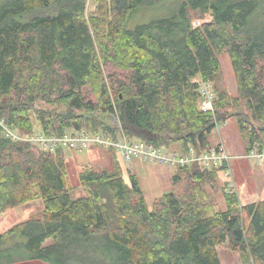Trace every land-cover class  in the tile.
Wrapping results in <instances>:
<instances>
[{"label": "trees", "instance_id": "trees-1", "mask_svg": "<svg viewBox=\"0 0 264 264\" xmlns=\"http://www.w3.org/2000/svg\"><path fill=\"white\" fill-rule=\"evenodd\" d=\"M93 4L87 14L86 0H0V118L7 125L22 135L36 124L45 136L120 134L199 155L214 147L215 122L234 121L244 153L264 150V0ZM170 4L167 15L127 29L137 11ZM207 15L209 22L193 26ZM222 54L235 95L219 83ZM197 80L212 84L213 113L198 108ZM64 151L11 141L0 127V214L43 203L0 233V264H221V245L242 264H264V200L241 205L228 182H218L225 166L178 167L170 191L149 209L138 178L125 181L113 150L110 168L78 174L84 194L73 198Z\"/></svg>", "mask_w": 264, "mask_h": 264}, {"label": "rangeland", "instance_id": "rangeland-1", "mask_svg": "<svg viewBox=\"0 0 264 264\" xmlns=\"http://www.w3.org/2000/svg\"><path fill=\"white\" fill-rule=\"evenodd\" d=\"M94 0H86V12L90 14L94 10ZM173 5H164L157 9L149 8L147 12L140 13L137 11L132 18L126 23L127 29H134L137 25L147 23L149 18L163 16L170 13ZM162 12V13H160ZM151 16V17H150ZM211 20L210 16H206L203 22L207 23ZM201 20H194L193 26H200ZM220 65V85L227 90L230 95L236 93V82L233 76L230 60L227 55L222 54L218 57ZM107 124L119 129V124L116 119L106 117ZM219 131H213L209 136V140L213 146L222 144L227 151V154L233 159L230 161L231 171L234 177L235 187L233 190L238 196L241 205L248 202H256L258 199H264V163L240 159L244 155L242 143L239 138V133L234 121H228L225 126H218ZM69 132V131H68ZM71 132V131H70ZM34 134H41L37 127L34 126ZM135 140V139H133ZM168 155L181 154L179 145H172L164 150ZM66 169H67V184L71 188L73 198L84 194V190L78 185L77 176L86 169L100 170L110 168L111 156L108 151L99 148H87L82 152L78 150L64 151ZM118 163L121 167L123 178L128 182V176L134 173L138 179L143 192V196L147 207L150 209L155 198L166 194L171 189L170 179L175 172L174 168L164 165H156L152 162L141 158H134L131 161H124L121 156H118ZM220 184L228 182L227 178L221 175ZM246 184V185H244ZM229 189V188H228ZM248 193V194H246ZM254 194V195H250ZM217 205L223 208L221 196L218 195ZM43 208V203L40 199L20 205L14 209L7 210L0 214V233L11 227L13 224L21 222L39 212ZM219 261L221 264H242L237 253H232L226 245H221L216 248ZM23 264H45L39 261L27 262Z\"/></svg>", "mask_w": 264, "mask_h": 264}, {"label": "built area", "instance_id": "built-area-1", "mask_svg": "<svg viewBox=\"0 0 264 264\" xmlns=\"http://www.w3.org/2000/svg\"><path fill=\"white\" fill-rule=\"evenodd\" d=\"M203 23V19L201 20ZM199 85V101L198 108L202 112H214L215 92L212 84L208 82L196 81ZM226 122H215V131H219V125L225 126ZM0 127L3 135L15 142L29 143L42 151L53 152L57 148L71 151L83 150L93 147L104 149L106 151L113 150L121 156L124 161H131L134 158H141L152 162L156 165H164L170 168L177 169L186 165L198 164L201 168L211 170L225 166L223 176L228 179V188L230 192H234L235 183L233 181V174L231 171L230 161L233 157L227 154L224 146L218 144L210 150L203 151L196 155L192 148H189L186 153L168 155L164 149L152 148L142 141L129 140L123 135L118 134L116 138L105 134H91L85 130L71 131L63 134L60 137L45 136L43 134H29L22 135L17 129L10 127L0 118ZM213 130V131H214ZM240 159H247L249 161H256L257 163H264V150H259L257 146H253L248 153H244L239 157Z\"/></svg>", "mask_w": 264, "mask_h": 264}, {"label": "crops", "instance_id": "crops-1", "mask_svg": "<svg viewBox=\"0 0 264 264\" xmlns=\"http://www.w3.org/2000/svg\"><path fill=\"white\" fill-rule=\"evenodd\" d=\"M132 174H134V173H132ZM134 175H135V174H134ZM135 176H136V175H135ZM136 177H137V176H136ZM137 178H138V177H137ZM138 181H139V179H138ZM244 185H246V184H244ZM246 194H248V193H246ZM250 195L252 196V195H254V194H250ZM259 200H264V199H258V200H256V202L259 201ZM254 202H255V201H254ZM254 202H248V203H245V205H246V204H250V203H254ZM30 262H33V261H30ZM23 263H27V262H21V263H17V264H23Z\"/></svg>", "mask_w": 264, "mask_h": 264}]
</instances>
